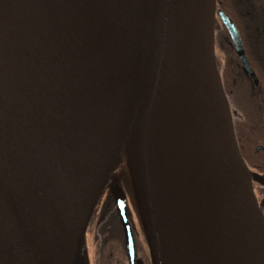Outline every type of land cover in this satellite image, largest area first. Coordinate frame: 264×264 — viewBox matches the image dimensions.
I'll return each mask as SVG.
<instances>
[{
  "label": "water",
  "instance_id": "95a60500",
  "mask_svg": "<svg viewBox=\"0 0 264 264\" xmlns=\"http://www.w3.org/2000/svg\"><path fill=\"white\" fill-rule=\"evenodd\" d=\"M216 16L257 84L216 0H0V264H81L123 150L152 264H163L150 139L162 104L187 154L215 264H264L253 190L264 178L238 147L215 59ZM107 186L133 263L125 193L117 179Z\"/></svg>",
  "mask_w": 264,
  "mask_h": 264
},
{
  "label": "trees",
  "instance_id": "16d2710c",
  "mask_svg": "<svg viewBox=\"0 0 264 264\" xmlns=\"http://www.w3.org/2000/svg\"><path fill=\"white\" fill-rule=\"evenodd\" d=\"M216 1L217 7L228 14L238 30L258 81L255 84L239 65L230 63L233 51L227 37L217 34V28L223 30V27L216 23L215 54L231 106L238 147L249 169L264 178V151L256 150L264 145V0ZM121 174L119 183H128L127 169ZM253 186L264 214V186L257 183ZM99 236L101 247L97 264H127L122 231L114 211L102 217Z\"/></svg>",
  "mask_w": 264,
  "mask_h": 264
},
{
  "label": "bare ground",
  "instance_id": "6f19581e",
  "mask_svg": "<svg viewBox=\"0 0 264 264\" xmlns=\"http://www.w3.org/2000/svg\"><path fill=\"white\" fill-rule=\"evenodd\" d=\"M150 139L159 210V245L165 249L168 264H215L207 220L187 154L164 104L158 109ZM74 264H80L78 259Z\"/></svg>",
  "mask_w": 264,
  "mask_h": 264
},
{
  "label": "rangeland",
  "instance_id": "374dc122",
  "mask_svg": "<svg viewBox=\"0 0 264 264\" xmlns=\"http://www.w3.org/2000/svg\"><path fill=\"white\" fill-rule=\"evenodd\" d=\"M216 56V54H215ZM217 67L219 65L218 61L216 60ZM219 68V67H218ZM232 112V111H231ZM124 168H121V167ZM127 169L128 172V165L127 160L125 156L124 150L120 153L119 158L117 159V162L112 169V172L110 174L113 179H118L119 176H122L121 171L123 172V169ZM129 177V172H128ZM107 180L101 195L97 201V204L94 208L93 214L91 216L90 223H88L87 229L84 233V237L82 240L81 248H80V262L81 264H94L95 257H97L99 252V233H97V227L102 221V217L104 214L108 211L110 207H112V199L109 193V190L107 188V183L109 181ZM128 183H119V186L123 190L126 196V210L129 218V222L133 229V234L135 241L137 243V246L140 248V251H138V254L141 255L143 258H147L146 264H152L151 256L149 253L148 244L144 235L139 211L137 208V203L133 191V186L131 184L130 177L128 179ZM114 206V205H113ZM97 233V234H96ZM163 252L165 253V249L163 248ZM165 256H163V264L165 263Z\"/></svg>",
  "mask_w": 264,
  "mask_h": 264
},
{
  "label": "flooded vegetation",
  "instance_id": "af4514ba",
  "mask_svg": "<svg viewBox=\"0 0 264 264\" xmlns=\"http://www.w3.org/2000/svg\"><path fill=\"white\" fill-rule=\"evenodd\" d=\"M216 9H217V10H220V11H222L224 14H226L223 10H221L220 8L217 7V1H216ZM226 15L228 16V14H226ZM228 17H229V16H228ZM229 19H230V17H229ZM230 20H231V19H230ZM216 23H217V24L220 23V26L223 27V30H221V28H219V29L217 28V34H219V35L221 34L222 36L227 37V39H228V44H229V46L231 47V49H232V51H233L231 57L229 58V59H230V63H232V64H236V65H239V66L241 67L240 60H239V58L237 57V55H236V53H235L234 46H233V44H232V42H231L230 36H229L227 30L225 29V27L223 26V24L221 23V21H220V19H219L218 16L215 17V24H216ZM233 24H234V23H233ZM214 28H215V26H214ZM237 31H238V30H237ZM238 34H239V32H238ZM239 36H240V34H239ZM240 40H241V37H240ZM241 43H242V40H241ZM242 46H243V49H244V45H243V43H242ZM244 52H245V49H244ZM245 55H246V53H245ZM246 58H247V55H246ZM215 59L217 60V56H215ZM247 60H248V58H247ZM248 62H249V60H248ZM249 64H250V63H249ZM241 70H242V68H241ZM260 146H263V145H260ZM112 179H113V178L111 177L110 180H112ZM110 180L108 181V183L110 182ZM117 180H119V179H117ZM108 183H107V184H108ZM253 185H254V184H253ZM253 187H254V186H253ZM107 188H108V186H107ZM108 190H109V189H108ZM109 193H110V192H109ZM110 196H111V195H110ZM113 211L116 213V209H115V206H113V201H112V207H110V208L108 209V211L106 212V215L109 214V213H111V212H113ZM116 214H117V213H116ZM117 217H118V215H117ZM90 220H91V219H90ZM118 221H119V217H118ZM128 221H129V218H128ZM89 223H90V221H89ZM119 224H120V221H119ZM129 225H130V228H131V232H132V236H133V243H134V260H133V263L130 262L129 257H128V254H127L126 247H125V242H124V235H123L122 227H121V224H120L121 231H122V237H123V247H124V250H125V255H126V259H127V264H146V261H145V260H147V258H143L141 255L138 254V246H137V243H136V241H135L134 234H133V229H132V226H131L130 222H129ZM100 226H101V223H100L99 226L97 227V233H99ZM88 227H89V226H88ZM97 233H96V234H97ZM98 247H99V248L101 247V238H100V237H99V244H98ZM99 257H100V255H99V252H98L97 257H95V262H94V264H97Z\"/></svg>",
  "mask_w": 264,
  "mask_h": 264
}]
</instances>
